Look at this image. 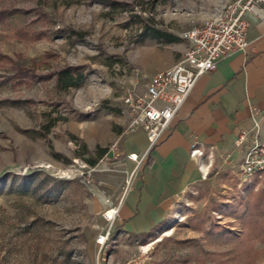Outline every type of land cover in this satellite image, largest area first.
Returning a JSON list of instances; mask_svg holds the SVG:
<instances>
[{
  "label": "rangeland",
  "instance_id": "obj_1",
  "mask_svg": "<svg viewBox=\"0 0 264 264\" xmlns=\"http://www.w3.org/2000/svg\"><path fill=\"white\" fill-rule=\"evenodd\" d=\"M231 1L0 0V12L8 13L0 21V264H106L112 237L101 250L96 238L128 169L122 87L136 74L149 76L147 67L165 60L172 44L142 40L140 33L182 34L190 19L214 15ZM20 68L44 77L17 78ZM64 68H78L84 84L56 87L53 75ZM262 189L264 174L244 181L219 171L180 194L165 224L138 237L127 260L264 264L260 242L220 246L195 228L202 217L239 231L217 209ZM195 238L210 254L187 242Z\"/></svg>",
  "mask_w": 264,
  "mask_h": 264
},
{
  "label": "crops",
  "instance_id": "obj_2",
  "mask_svg": "<svg viewBox=\"0 0 264 264\" xmlns=\"http://www.w3.org/2000/svg\"><path fill=\"white\" fill-rule=\"evenodd\" d=\"M204 18L190 19L187 26H198ZM245 20L248 41L243 52H233L216 70L196 80L154 145H148L141 129L124 134L122 154L136 152L141 163L120 203L106 264H124L133 242L162 227L184 191L223 169L238 171L256 133L264 141V5L251 8ZM176 43L166 46L165 60L147 67L150 75L171 68L181 58L187 44ZM241 131L247 132V139L237 147L234 141ZM192 144L202 156L190 155ZM126 163L128 169L134 166Z\"/></svg>",
  "mask_w": 264,
  "mask_h": 264
},
{
  "label": "built area",
  "instance_id": "obj_3",
  "mask_svg": "<svg viewBox=\"0 0 264 264\" xmlns=\"http://www.w3.org/2000/svg\"><path fill=\"white\" fill-rule=\"evenodd\" d=\"M255 5H264V0H233L216 14L203 19L200 25L182 34H174L173 36L187 44L175 65L149 76L136 74L133 80L122 87V104L129 119L126 131L141 129L146 133L148 145H154L176 115L196 80L204 73L216 70L219 62L230 57L233 52H243L248 41L245 15ZM246 139L247 132L241 131L234 141L235 146L241 147ZM191 146V156H202L203 152L196 145ZM116 149V144L110 146V150ZM113 157L117 159L118 156ZM124 160L132 162L134 166L123 170L125 179L120 186L119 196L115 204L103 213L107 225L96 238L100 250L111 238L120 203L131 188L135 172L141 163L136 152L125 154ZM232 174L241 175L244 181L264 174V141L258 140L257 133L244 150L238 171H232ZM141 262L143 263V259L137 257L126 260L124 264H142Z\"/></svg>",
  "mask_w": 264,
  "mask_h": 264
},
{
  "label": "trees",
  "instance_id": "obj_4",
  "mask_svg": "<svg viewBox=\"0 0 264 264\" xmlns=\"http://www.w3.org/2000/svg\"><path fill=\"white\" fill-rule=\"evenodd\" d=\"M116 6V2L111 3L113 9ZM7 14L6 11H1L0 21H3ZM140 38L142 40L145 38H151L166 43H171L178 39L176 36L153 28L151 30L144 29V31L140 33ZM19 71L20 76L17 78L24 79L30 77L42 79L44 77L34 75L30 68H20ZM53 76H55L56 87L62 90L72 87L79 88L86 80V77L78 72V68H64L57 71ZM105 152L106 149L100 150L98 159H100ZM96 161L97 159H89L87 162L88 164L95 165ZM222 208L223 209L218 208L217 211L220 212V214L233 218L240 225L239 231L229 228L228 225L223 226L218 224L213 219H203L201 217L199 218L200 227L198 226L195 228L199 231L201 230L202 234H204L203 241H209L220 246H235L244 240H251L253 242L258 241L264 245V189L253 194L250 192L245 195L238 194V196L233 199V202L226 203ZM193 220L194 219L191 221ZM201 224L205 225V227L202 228ZM153 232H151L150 235H152ZM201 240L202 239L195 238L194 240H187V242L195 244L197 242L199 249H201L204 254H208L209 252L204 248V242H198ZM184 242H186V240Z\"/></svg>",
  "mask_w": 264,
  "mask_h": 264
}]
</instances>
